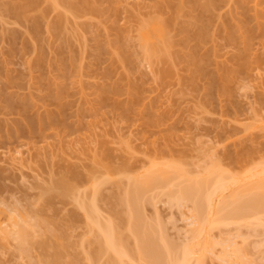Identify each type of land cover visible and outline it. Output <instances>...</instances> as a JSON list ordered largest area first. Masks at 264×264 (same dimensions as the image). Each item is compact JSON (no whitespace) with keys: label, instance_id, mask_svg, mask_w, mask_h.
Returning <instances> with one entry per match:
<instances>
[{"label":"rangeland","instance_id":"374dc122","mask_svg":"<svg viewBox=\"0 0 264 264\" xmlns=\"http://www.w3.org/2000/svg\"><path fill=\"white\" fill-rule=\"evenodd\" d=\"M15 1L0 0V264H47L57 249L62 264H106L107 254L95 261L97 227L80 203H90L94 185L97 217L115 222L131 249L120 197L132 179L177 169L183 184L216 164L228 182L215 207L264 182V0L218 2L201 43L181 30L198 13L184 10L193 0H38L21 21L6 11ZM176 3L184 11L165 28L170 58H155L145 23L169 18ZM238 151L247 157L236 161ZM175 180L141 198L163 245L179 253L200 240L193 264H264V213L259 225L229 217L194 239L201 222L191 202L170 198Z\"/></svg>","mask_w":264,"mask_h":264},{"label":"bare ground","instance_id":"6f19581e","mask_svg":"<svg viewBox=\"0 0 264 264\" xmlns=\"http://www.w3.org/2000/svg\"><path fill=\"white\" fill-rule=\"evenodd\" d=\"M177 1H179V0H177ZM177 1H175V2H177ZM220 1H222V0H193V4H192V2L190 3L193 5V8H192V5H190L192 9L190 8L189 10L184 9V7L182 6L181 3L180 4L176 3L175 4V6H177L176 10L173 12L172 15H170L169 18H167V19L166 18L165 19H158L157 18V19L152 20V22L150 24L145 23L146 26H144V27L146 29H144V32H143L144 36L143 35L142 36L146 40H150V42H146V40L144 39L145 42H143L145 45H147V43H148V49L147 50L151 53V55L154 54L153 57H155L156 53H158V54H160L161 58L164 60H168L170 58V52L168 50V47L170 45H172V41L170 39L166 38L167 36H166V29L165 28H166V25H175L177 23L176 22L177 14L180 11H184V10L188 15L190 13H192L191 11H193V9L198 10V13L196 15L195 14L196 12L193 11L192 14L196 15L195 18H194V15H192V14L189 15V17L192 16V17H190V22H188V24L182 25L183 26V27H181L182 32L184 30H187L186 31V32H188L187 35L190 34V37L192 39L194 38L197 41L199 40V43H201L200 41L203 42V40L206 39L208 36L210 37V34H211V33L209 34V27L211 25L210 23L212 20L210 13L212 12V15H213L214 6L217 5V3ZM36 5H38V0H17L15 2L11 3L8 7H6L7 8L6 11L13 13V15L16 16V18H18V20L20 19V17H22L20 19V21H21L22 19L26 20L29 17V16L27 17L26 15L28 13H30L29 11H31V9H34L36 7ZM88 6L90 7V9H95V7L92 6L90 3H88ZM175 6H174V8H175ZM166 7H168V5ZM175 12H176V14H175ZM193 18H194V20H193ZM36 19L40 20V18H36ZM39 20H35V21L37 23H40ZM209 20H210V23H209ZM36 22H35V25L37 26L38 24ZM149 25H150V27H149ZM36 26H35V28H36ZM190 27L192 28V30ZM150 29H152L153 32L157 35L155 37V40L153 38V36H155V35H151L152 30H150ZM190 30H191V32H190ZM234 30H235V28L232 29V32ZM227 32H230L231 36H233L231 38L235 37L231 31H227ZM250 32H251V29H250ZM187 35H186V39L187 38L189 39V36H187ZM156 38L161 40V42H159V40L157 41ZM244 40H246V38H244ZM187 42L188 41H186V43ZM145 48H147V46H145ZM148 51H147V54H148ZM197 55H198L197 53H196V55L194 53V55L191 57L190 60L192 61V63L195 66L194 73H201L202 70L204 69V65L202 64L203 63V61H202L203 57L201 58V57H199V55L198 56ZM156 57H158V55ZM205 72L207 74L209 73L208 71H205ZM214 76L216 77V75H214ZM226 77L227 78H225V79H223V78H222V80L220 79V82H222L223 87L225 86V85H223L224 81L229 78V75ZM219 78H217V79H219ZM217 79H216V81H214V79H213V83L216 82V84H218V86H219V83H217V81L219 82V80H217ZM226 90H227V88H226ZM243 153L244 152H242V153L236 152L232 156L236 161H241L243 158L245 159V157H247V154H245V153L243 154ZM244 155H246V156H244ZM217 166L218 165L214 164L212 166V168L209 169L204 176H202V178L201 177L199 179L195 178L196 180L195 179L193 180L192 178L188 177L189 180H186L188 178L184 179V181L186 183L183 182V184L181 183L183 180H181L179 184H182V185H180L179 187L177 186L179 181L175 180L176 176L180 174L177 169H175L177 172H175L174 169L173 170L160 169L157 171L154 170L153 173L151 171V175H149L150 174L149 173V174H147V177H146V175H145V177L143 176V179H142V177H141V179L140 178L139 179L134 178V180L132 179L133 181L132 180L130 181L127 190H125V192L122 194L124 197L123 198L120 197L121 198L120 201L123 203V205L126 204L127 212L130 211V212H128V214L130 213V215H129L130 217H128L129 221L127 220V222H128L127 224H128L129 229L131 230V232L134 234L135 242H136L135 243L136 246L134 248H131V249L127 246V244H128L127 236H125L123 233H121L117 230L115 222L110 221V220H108L107 222H103V221L101 222V220H99L100 218H98L99 215L97 214L98 210L96 211L97 207H96L94 202L91 203L92 199L95 198L97 200L98 194L100 193L99 188H97L98 186L94 185V188H95L93 190L94 194L92 196L93 198L91 200H89L90 203L87 202L86 200H85L86 202L83 200L80 203H81L83 208L88 209L87 211H88V217H89L90 223L93 224V226L97 227L96 228V234L97 233L98 234L96 235L95 240L97 238V241H98L97 244H98L99 249H97L98 248L97 247L96 250H97L98 256L95 257V255H93V253H92V255L95 257V261L98 260L97 258H99V256H105L107 254V256L105 258L106 264H108V263L109 264H193L192 263L193 254L197 250L196 245L201 243L200 240H197V241L194 240L193 243L191 242L192 244L189 243V245L186 244L185 247H183V250H181V252L177 253V251H175L173 246L166 244L165 242H164L165 245H163V243L161 242L162 240L161 241L158 240V235H157L154 227L151 224H148V222L144 221L145 219L142 216L141 207H143L142 204H144V202H145V201L142 202V199H143L142 196L143 197L145 196V199H147V197H146L147 193H144V192L149 187H151L150 189L155 188V185L157 187H160L158 185H161L163 183L164 184L162 186L167 185V183H169V182L173 184V182H171L172 180H175L177 182V183L175 182L174 184H176V187L178 188V190H177V188H175V190L174 189L169 190L168 194H169L170 198L174 197L173 199H175V200L177 199V200H179V202L181 200L182 201L185 200V202H188V201L191 202L193 204L194 209H195V210L193 209L194 214H192V215L196 216V217H194V216L193 217L195 219L197 218L198 221L201 222V223H199L198 231H196L193 234L194 239L196 238L195 236L198 237L200 235V233L202 234L209 225L213 226V225H215L214 223H217V224L220 223L221 224V223L230 222V221H227L228 219H226L229 217H232L235 219H237V218L238 219H245L246 217H251V215H252L254 218H257V220H255L257 222H255V223H258V225H259V223H261L263 220V219H261V217H259L260 216L259 213H264V182L263 181L257 182L256 184L249 186L245 190V193H242L243 191H241L240 189L237 190L238 192L236 190L233 191L232 192L233 194L231 196L222 197V200L220 201V203L215 204L216 205V207H215L213 205V203H214L213 199L215 198L214 195L222 192L227 187V182H228L227 176H226V174H224L225 172L220 170L219 167L217 168ZM217 169H219L221 172H219ZM174 172H175V174H174ZM171 173H173L174 176L171 175ZM169 175H170V180L167 181L169 179V177H168ZM174 177H175V179H174ZM60 185L64 189H67V188H69L70 183H69V181H61ZM95 199H94V201L96 202ZM182 203H184V202H182ZM96 204H97V202H96ZM250 212H252V213H250ZM212 213L214 214L215 217L213 216ZM121 215L122 214H120V219L122 218ZM241 217H243V218H241ZM194 221L197 222V224H198L197 220H194ZM204 222L207 224H204ZM197 232L199 234H197ZM18 236L21 239L22 246H24V244L28 241V232H27L25 227L22 226L20 228V230L18 232ZM97 241H95V242H97ZM160 243H162V244H160ZM230 243L232 246L233 245L232 242H230ZM44 244H43V246H45ZM167 245H168V247H166ZM200 249L203 250L204 248L202 246H200ZM57 250L58 251H55L54 253H52V257L49 258L51 260H49L50 262L48 261L47 264H62L61 252L59 251V249H57ZM234 250L235 251L238 250L239 254L241 252L240 248H237V250L236 249H234ZM101 254H105V255H101ZM108 255H110V256H108ZM94 257H93V260H94ZM125 257H127V258H125ZM107 258H109V261H106ZM101 264H105V263H101Z\"/></svg>","mask_w":264,"mask_h":264}]
</instances>
